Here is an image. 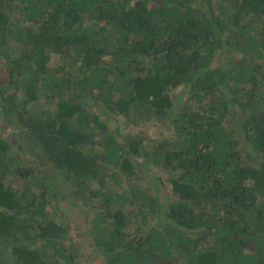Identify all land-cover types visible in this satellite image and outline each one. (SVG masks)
<instances>
[{"label": "trees", "instance_id": "16d2710c", "mask_svg": "<svg viewBox=\"0 0 264 264\" xmlns=\"http://www.w3.org/2000/svg\"><path fill=\"white\" fill-rule=\"evenodd\" d=\"M0 264H264V0H0Z\"/></svg>", "mask_w": 264, "mask_h": 264}, {"label": "rangeland", "instance_id": "374dc122", "mask_svg": "<svg viewBox=\"0 0 264 264\" xmlns=\"http://www.w3.org/2000/svg\"><path fill=\"white\" fill-rule=\"evenodd\" d=\"M112 125H119L120 132H122L123 135H127L130 133H138V135H141L143 138H150V139H156L160 136V132H163L165 128L161 125L159 122L155 121H149L147 123H141L136 125L135 127L128 123L124 117L122 116H117L115 118H112L110 121ZM5 137L8 139L9 135L5 134ZM144 164V169L150 173L151 175H154L155 177H158V180L160 183H162L163 179L167 176L165 172L162 170L155 168L151 165L150 162L143 161ZM147 179L142 180V184L147 183ZM91 186H96L94 182H91ZM21 186L18 183L17 184V189H19Z\"/></svg>", "mask_w": 264, "mask_h": 264}]
</instances>
